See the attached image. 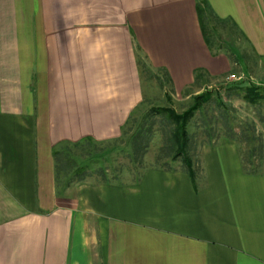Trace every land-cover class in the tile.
<instances>
[{
	"label": "crops",
	"instance_id": "1",
	"mask_svg": "<svg viewBox=\"0 0 264 264\" xmlns=\"http://www.w3.org/2000/svg\"><path fill=\"white\" fill-rule=\"evenodd\" d=\"M198 6L264 71V0H0V264H264V173L231 141L193 179L85 171L72 188L54 156L124 138L149 68L179 90L229 70Z\"/></svg>",
	"mask_w": 264,
	"mask_h": 264
},
{
	"label": "rangeland",
	"instance_id": "2",
	"mask_svg": "<svg viewBox=\"0 0 264 264\" xmlns=\"http://www.w3.org/2000/svg\"><path fill=\"white\" fill-rule=\"evenodd\" d=\"M209 28L213 51L228 57L229 70L217 75L202 73L195 85L179 90L163 73L149 68L141 77L144 101L138 106L135 119L125 127L124 138L62 150V182L74 188L78 168H84L91 181L114 184L133 182L148 168L185 170L181 158L172 159L168 149V126L159 117L150 118L147 112L159 107L181 114L192 104L194 96L204 92L208 98L186 127L194 177L203 178V150L225 140L236 145L246 172L264 173V71L250 47L230 28L212 22ZM250 85L259 88L257 93L262 96L253 105L243 99L244 92L240 91ZM139 135L145 147L142 156L136 158L134 145Z\"/></svg>",
	"mask_w": 264,
	"mask_h": 264
},
{
	"label": "trees",
	"instance_id": "3",
	"mask_svg": "<svg viewBox=\"0 0 264 264\" xmlns=\"http://www.w3.org/2000/svg\"><path fill=\"white\" fill-rule=\"evenodd\" d=\"M203 11H204L203 8L201 9V7L198 6L197 12L201 17L202 30L204 31V39L207 45L210 48H212L214 44L211 40V35L209 33L207 34L205 31L206 23L204 22V19H202ZM202 76L203 75H202L201 70H196L194 72V78L196 80V83L198 82V80L201 79ZM258 89L259 88L250 85V86L242 88L240 91L244 92L243 99L246 102L253 105V104H256L260 99H262V96L257 93ZM207 98H208V93L206 92L200 95L194 96L192 104L189 106V108L186 111H184L181 114H177L173 109H170V108H159V107L151 108L147 112V115L150 116V118L159 117V120L161 121V123L164 124L165 126H168L169 137L167 138V142H168V149L170 153H172V156H173L172 159L181 158L182 163L185 167L184 171H186L187 174L192 179L195 177H194V172L192 170V160L189 156L190 140L188 137L186 127H187V123L189 122L190 118L193 116V113L199 109V107L202 105L203 102H205ZM128 124H129V120L126 121V123L124 124V127H122V133ZM146 129L149 131L150 126L146 127ZM139 137L140 139H138L136 145H134V148H135L134 151L136 152V158L142 156V153L145 147V144L142 142L143 137H141L140 135ZM61 153H62L61 151L60 152L54 151V156L56 158V161L61 162L62 164ZM84 173H85L84 168H80V169L78 168L76 178L80 179L82 174Z\"/></svg>",
	"mask_w": 264,
	"mask_h": 264
}]
</instances>
